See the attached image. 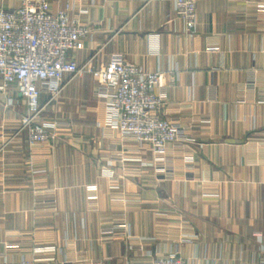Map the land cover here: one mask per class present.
<instances>
[{"label":"crops","instance_id":"0c3cea01","mask_svg":"<svg viewBox=\"0 0 264 264\" xmlns=\"http://www.w3.org/2000/svg\"><path fill=\"white\" fill-rule=\"evenodd\" d=\"M70 2V17L91 29L70 57L101 68L120 55L150 72H177L166 114L197 143L171 147L170 178L159 181L148 147L136 153L107 126L97 80L74 79L45 110L43 120L58 125L52 146L32 151L22 135L0 152V256L7 245L16 261L54 247L61 264H144L147 252L178 250L190 264H263L264 0H198L193 38L173 0H59L50 12ZM9 100L0 143L27 114L15 87L0 93ZM117 156L127 161L109 166L113 181L103 169ZM122 214L131 239L116 220ZM104 230L111 243H99ZM144 240L151 243L131 251Z\"/></svg>","mask_w":264,"mask_h":264},{"label":"built area","instance_id":"2783aa9c","mask_svg":"<svg viewBox=\"0 0 264 264\" xmlns=\"http://www.w3.org/2000/svg\"><path fill=\"white\" fill-rule=\"evenodd\" d=\"M0 1L8 5V8H0V77L3 81L0 93L7 94L15 87L27 107L21 127L6 135L4 142L0 143V152L9 146L11 140L22 135L26 136L32 151L39 146H52L57 136L51 129L58 125L43 120L46 107L74 79L89 74L99 85L96 96L106 101L107 126L118 130L125 140L134 142L136 153H141L147 146L154 156L151 166L159 181H167L170 178V148L181 149L197 143L190 134V127L181 126L166 114L168 90L176 86L179 74L163 68L150 72L120 55L101 68H95L94 58L79 65L70 54L83 49L84 39L91 29L84 26L79 17H70L75 2H70L66 10L53 14L50 6L59 0ZM197 3L198 0H173L176 16L183 21L190 38L198 29ZM43 94L49 96L46 104L41 103ZM12 106V100L5 104L0 102V109ZM116 160L127 161L117 156L103 169V175L113 181L116 179L109 166ZM186 160L193 163L192 157ZM137 161L144 167L148 165ZM125 217L126 214H122L116 220H121L126 230L124 237L131 239V228ZM104 231L99 243H111V230ZM148 243L151 242L130 245V249L142 251ZM10 248V245L5 246L6 251ZM6 251L0 256V264H61L60 250L54 247L33 251L34 256L44 255V258L22 261L7 259ZM145 254L151 259L144 264H190L178 250Z\"/></svg>","mask_w":264,"mask_h":264}]
</instances>
